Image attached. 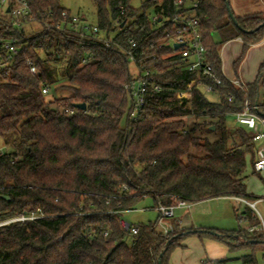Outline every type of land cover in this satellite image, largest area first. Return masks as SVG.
<instances>
[{"label":"trees","instance_id":"1","mask_svg":"<svg viewBox=\"0 0 264 264\" xmlns=\"http://www.w3.org/2000/svg\"><path fill=\"white\" fill-rule=\"evenodd\" d=\"M61 1L28 0L30 14L20 28L0 6V37L17 39L21 49L13 60L3 53L0 69V148L6 150L0 149V219L38 209L46 215L0 229V264H169L172 251L191 234L220 240L232 253L246 252L236 260L258 264L259 255L264 259V238L259 231H248L260 224L249 207L243 213L248 229L184 231L171 241L158 222L139 225V233L130 237L120 226L121 216L112 212L135 210L147 198L155 206L246 199L244 173L254 143L247 129L230 128L228 117L243 110L246 93L249 103L258 102L264 63L259 79L246 91L226 80L216 85L206 79L214 94L197 86L192 101L181 99L177 93L197 75L187 71L186 59L166 35L175 31L168 22L173 0H146L140 8L132 6L133 0H95L94 25L123 47L135 39L137 53L148 51L143 64H133L118 46L105 48L71 32L47 30L46 24L62 23L64 14H71ZM154 15L161 18L157 25ZM194 15L206 63L219 78L224 43L241 38L247 49L264 39L263 8L241 17L231 0H198ZM89 55L93 58L83 65ZM28 61L38 68V76ZM134 69L152 71L138 120L126 89ZM44 88L69 94L52 99ZM258 115L264 118V113Z\"/></svg>","mask_w":264,"mask_h":264},{"label":"built area","instance_id":"2","mask_svg":"<svg viewBox=\"0 0 264 264\" xmlns=\"http://www.w3.org/2000/svg\"><path fill=\"white\" fill-rule=\"evenodd\" d=\"M0 6L7 10L10 9V13L14 19V24L19 28L21 27L20 21L27 19L30 14L28 0H0ZM197 8L198 0H173V15L170 19H168V22L171 23L175 29L173 35L166 34L169 38V44L174 49L176 44L182 45L179 49L175 50L180 51L182 57L186 59L187 71L197 75L196 78L189 82L185 91L177 93V97L192 101L193 91L197 86H201L207 95L214 94V86L208 83L206 79L211 83L215 82L216 85H222L223 81L226 80L243 91H246V86L238 80H229L223 75V78L217 77L212 66L206 63V47L201 34L200 21L194 15ZM64 18L65 20L62 23L46 24V29L71 32L79 35L82 39L98 41L103 44L105 48L118 46L123 51L126 58L133 64H143L147 61L144 57L147 55L148 51L146 49H142L139 53H137L139 43L135 39H128V47L126 48L118 44L113 36H110V38L103 36L98 26L86 23L85 20L79 16L73 14L68 15L65 13ZM160 20L161 18L159 19L157 15H154V25H157V22ZM160 47H162V45ZM153 48L154 46L151 45V49ZM20 51L21 49L19 48L17 39H4L0 37V69L4 65L2 61V58L4 57L3 53L8 56L9 60H13L20 53ZM92 58L93 57L91 55L84 58L83 65L87 64ZM151 59H156V56H152ZM28 64L31 72L38 76L39 70L35 64L31 61H28ZM151 75L152 71L140 69L126 87L130 97L132 98V116L135 120H138L145 106L146 97L150 88L148 79ZM151 86L156 92H159L162 89L158 84H152ZM43 93L48 94L49 90L44 88ZM230 101H232V98H230ZM260 110V107L253 106L249 103L248 94L246 93L243 110L234 114L236 123L249 130L253 143L257 144L256 161L254 163V170L256 173L264 172V118L258 115ZM65 113L74 115L76 111L65 110ZM234 199L238 202L246 204L255 212L257 217L260 219V224L256 228H249L248 231L250 233L259 231L264 238V211L260 208V206L264 207V197L257 198L253 201H248L243 198ZM107 204H109V202ZM179 208H190V203L185 201H176L172 206H164L162 204H158L156 206V209L159 212L158 227L168 241H171L172 237L184 231L180 225L174 223L173 221L175 218V210ZM112 213L121 216L120 226L130 237L136 236L139 233L140 226L130 223L124 217L125 212L113 211ZM44 218H46V215L38 209L36 212L31 214L25 213L0 219V229L16 224H24L30 221L35 222Z\"/></svg>","mask_w":264,"mask_h":264},{"label":"crops","instance_id":"3","mask_svg":"<svg viewBox=\"0 0 264 264\" xmlns=\"http://www.w3.org/2000/svg\"><path fill=\"white\" fill-rule=\"evenodd\" d=\"M234 1L235 4L231 2V5L237 16H241V17L246 16L248 14L258 12L260 8L264 9V0H234ZM82 19L86 20L85 18ZM220 60H221L222 75L229 80H238L242 82L247 89V87L249 85L254 84L261 75L260 70L262 64L264 63V39L260 43L252 45L247 49H245V43L241 38L230 40L221 46ZM134 72L136 74L138 70L134 69ZM251 105L260 107L261 108L260 112H262V114L264 113V88L261 89V94L258 99V102L255 105L254 104ZM231 116L234 117V115ZM236 125L239 126L238 124ZM254 146L257 148V144H254ZM255 161H256V151H255ZM253 169H254V165H253ZM223 198L234 199L238 197H223ZM193 205L195 204H190V208L176 209L175 218L173 220L174 223L180 225L184 229V231L194 232L197 230H212L204 227L203 225L205 224H202L201 222H199V220L197 221V219H195L192 216L191 211ZM246 208L247 209L245 210V212L248 210L247 205ZM158 219H159V212L156 222H158ZM158 229L160 230L159 227ZM233 254L236 253H232L229 247L220 240L211 237H201L196 234H191L185 237V239L180 243V246L172 251L169 257V264H200V263L207 264V262L232 259L229 257ZM204 260L206 261L204 262Z\"/></svg>","mask_w":264,"mask_h":264},{"label":"rangeland","instance_id":"4","mask_svg":"<svg viewBox=\"0 0 264 264\" xmlns=\"http://www.w3.org/2000/svg\"><path fill=\"white\" fill-rule=\"evenodd\" d=\"M146 0H133L132 6L140 8L141 3ZM235 4L234 0H231ZM61 6L70 11L73 15L85 18L88 24H96L97 12L95 0H62ZM33 27L38 28L34 25ZM30 30V28H28ZM104 36V34H102ZM114 37V35H111ZM214 39L219 40L218 35H214ZM69 94L66 90L52 89L49 92V98H57L60 95L67 96ZM211 100L216 101V97H211ZM237 123L233 116L228 117V125L230 128H236ZM1 152H6L5 149L0 148ZM250 150L247 154V163L244 173L245 186L247 192V200L253 201L257 198L264 197V172L255 173L253 165L255 162V150ZM261 210L264 209L260 206ZM244 203L238 202L235 199L217 198L205 202H200L193 205L192 216L199 220L204 227L212 229L217 232L227 233L234 232L240 229H248L250 224L248 220L243 217L246 210ZM124 217L134 225H147L149 223H156L158 212L151 198H147L136 206L135 210L126 212ZM198 228V227H197ZM244 252H237L231 255V264H244L241 260H236L241 257ZM206 260H204L205 262ZM201 264V263H200ZM258 264H264V259L261 255L258 256Z\"/></svg>","mask_w":264,"mask_h":264},{"label":"water","instance_id":"5","mask_svg":"<svg viewBox=\"0 0 264 264\" xmlns=\"http://www.w3.org/2000/svg\"><path fill=\"white\" fill-rule=\"evenodd\" d=\"M227 6H228V10H229V14H230L231 19H232V20L234 21V23L239 27V25H238V23H237V20H236L234 14H233V12H232V10H231V8H230V4H229L228 1H227ZM7 12H10V9H8ZM239 28H240V27H239ZM181 46H182L181 44H176V45H175V49H179ZM74 108L79 109V110H82V111H85V110L87 109V106H86V104H75V105H74ZM213 129H214V127H213ZM243 150H245V148H243ZM5 199H6V200H9V197H5Z\"/></svg>","mask_w":264,"mask_h":264}]
</instances>
